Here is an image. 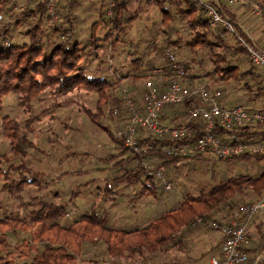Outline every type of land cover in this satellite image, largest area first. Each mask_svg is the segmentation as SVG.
<instances>
[{"label": "trees", "instance_id": "16d2710c", "mask_svg": "<svg viewBox=\"0 0 264 264\" xmlns=\"http://www.w3.org/2000/svg\"><path fill=\"white\" fill-rule=\"evenodd\" d=\"M255 1L260 4L264 14V0ZM130 3L131 0H114L108 8L111 9V16L104 18L100 9L104 0L100 1L99 21L96 19V22L90 24L91 47L103 51L104 45L98 44V41L110 39L109 47L115 49L118 40H122L121 36L127 32L126 21L132 23L138 20L142 10L155 6L160 15L158 23L162 27V44H153L152 51L157 53L163 63L159 67L146 68L143 67V58L140 57L131 61L132 69L128 72L123 73V70L115 69L117 73L114 75L111 71L110 79H92L86 73L87 66L80 65L85 59L86 47L74 32V11L78 7L76 0L53 2L51 12L40 1H33L21 7L22 0H0V105L6 95H17L18 106L26 116L24 122L30 127L39 119L37 114H33L34 101L38 100L44 91H48V95L54 100L77 92L94 94L95 110L82 107L83 117L89 126L100 129L112 139L115 131L109 126L108 117L119 123L117 130L123 126L121 121L128 119L119 95L122 79L131 76L132 80L137 82L142 78L155 79L158 74H168L169 64L164 52L171 48L176 59L185 66L182 80L184 85L191 86L196 81L205 80L203 83L209 92H220L219 102L228 88L233 89L232 86L236 85L245 104L249 106L260 102V111L264 112V85L261 80L264 75L251 63L246 49L240 45L237 38H219L216 35L210 28L209 19L202 6L193 0H143L131 10ZM210 4L249 42L226 5L220 0H212ZM14 5L19 9L12 15ZM8 12L12 15L11 22L2 26L3 17L7 16ZM49 20L57 21L59 25L49 29ZM101 23L107 24L111 31L97 38L93 29ZM177 23L181 24V27ZM16 27L22 29L19 33L23 36L21 41L13 40ZM42 33L43 37L40 35ZM113 34L116 37L112 38ZM230 52L245 56L246 66L241 68L231 64L228 59ZM96 58L99 59V56ZM206 59L209 64L204 67ZM118 74L122 78L117 76ZM129 93L135 104L141 107L143 100L138 98L137 91ZM192 103L193 101H185L163 110L160 114L162 122L169 126L182 125L183 117ZM114 106L118 109L116 114H113ZM202 125V119L194 121L192 136L182 140L138 137L139 146L150 143L154 147L153 151L143 154L149 170L162 171L170 182V177L177 178V169L186 160L196 156H168L162 154L159 149L164 145L193 141L201 135ZM0 127L1 134L7 141L5 151L0 152V191L19 200V206L27 209L23 217L16 218L0 204V264H79L86 243L103 245L106 255L112 261L111 264H114L115 259L136 262L147 256L165 254L169 252L170 246L180 245L182 237L191 233L190 224L193 220L200 218L206 224L207 220L221 210L226 213L230 211L227 208L233 204L244 203L245 197H252L251 203H254L264 195L263 167L255 175L222 178L210 184L208 188L200 189L197 195L187 190L178 208L152 218L146 226L130 230L118 229L109 220V209L99 205V202L85 207L84 212L75 219L66 218L69 208L67 204L60 202L61 197L58 194H54L52 200L39 196L23 200L22 193L27 188L33 187L42 191L49 189V186H46L42 172L32 170L23 161L29 155L27 149H36V146L21 132L19 120L5 115L1 118ZM214 133L222 141H226L230 134H237L247 143L264 144V128L258 124L230 129L216 127ZM111 154L113 155L110 158L100 161L104 167L97 170L110 171L109 191L116 194L119 187L136 189L138 186V195L155 199L156 188H153L152 184L156 179L139 165L140 156L132 153L123 141L118 142ZM18 158L20 163H13V160ZM225 160L264 162V155L244 154ZM171 171H174L172 176L168 174ZM80 191L81 187L78 185L70 192L69 199L72 204ZM61 220L67 223H61ZM256 224L255 235L250 233L248 227L251 242L244 248L248 255L246 264H254L258 258L257 264H264V225L260 222ZM9 236L15 238L14 243L9 244Z\"/></svg>", "mask_w": 264, "mask_h": 264}, {"label": "rangeland", "instance_id": "374dc122", "mask_svg": "<svg viewBox=\"0 0 264 264\" xmlns=\"http://www.w3.org/2000/svg\"><path fill=\"white\" fill-rule=\"evenodd\" d=\"M76 1L78 7L74 11L76 20L74 32L78 39L83 44L85 43L86 48L84 53L88 57L86 58L84 55L85 59L80 65L87 66L86 73L90 78L110 79L112 75H109V73L111 74L112 71L116 75L117 71L115 69L119 71L123 70V73L128 72L132 69L131 61L140 57L143 58V67H159L162 65L163 60L157 56L155 51H152L153 44H162V36L160 33L162 27L158 23L160 15L157 9H155V6L151 8L146 7L142 10L138 15V20L132 23L126 21L125 27H128L127 32L121 36L122 40H118L115 49L109 47L111 40L108 39L107 41H98V44L104 45V50L98 51L95 47H91L90 44V24L92 25L96 22V19L99 21L98 5L101 0ZM142 1L131 0L130 9L133 10ZM113 2L114 0H104V4L100 7L104 18L111 16V9L108 10V8ZM240 8L250 11L246 7ZM250 13L253 16V20L258 22V27L261 30L264 29V24H261L251 11ZM12 15L8 12V15L3 17L4 21H2V26L11 22ZM56 25H59L57 21L49 20V29ZM177 25L181 27V24L177 23ZM21 30V27L14 29L13 40L21 41L23 39V36L19 34ZM107 31H111V29L105 23L97 24L93 29V33L97 38H101ZM44 33L40 34L41 37H43ZM114 37L116 36L113 34L112 38ZM232 52L228 53L230 63L244 68L247 64V58L242 55H235ZM96 56H99L100 62ZM207 64L209 63L206 59L204 61V67ZM119 74L117 76L121 77ZM147 79L142 78L135 82L131 76L123 78L119 86V95L121 96V88H127L131 92L137 91L138 98L143 100L145 93L144 84ZM261 80L262 85H264L263 76ZM201 81L206 82L202 79ZM238 85L241 86L240 84ZM232 88V97L230 98H234L241 92L236 85L232 86ZM95 103L96 96L94 94L77 92L63 99L54 100L48 95V91H44L39 99L34 101L33 114H37L39 119L28 127L24 122L26 116L18 106L17 95L10 93L3 98L0 105V124L1 118L5 115L19 120L21 132L36 146V149H27L29 155L23 161L32 170L42 172L43 180L46 186H49V189L42 191H37L33 187L27 188L22 193L24 201L34 196L52 200L54 194H58L61 197L59 199L60 202L68 204L70 202V192L75 190L76 186L79 185L81 187L80 193L74 199L73 204L71 202L69 203L77 211V214L73 217L74 219L84 212L85 207L99 202V205H103V207L109 209L107 214L112 225L117 226L118 229L130 230L134 227L146 226L152 218L178 208L187 190L197 195L200 189H206L210 184L222 178L239 175H255L264 167V162L218 160L208 154H204L186 160L177 169V178L172 176L174 171L168 172L173 177H170L173 186L171 191L165 192L159 183L154 181L152 187L156 188L155 199L149 196L137 195L139 193L138 186H136V189L133 187H119V192L112 194L108 187L103 188L104 183L99 184L91 181L94 180L98 168L104 167V164L100 163V161L106 160L113 155L109 154L112 139L100 129L89 126L86 118L83 117L82 107L94 111ZM115 108L114 106L112 110ZM108 118L109 120L107 122L109 126L112 130L116 131L119 123L117 124L113 118ZM121 122L124 125V121ZM6 147L7 141L3 138L0 127V152L5 151ZM143 158L146 159L144 156ZM13 163L19 164L20 159H14ZM107 174L110 176V171ZM1 183L2 180L0 178V185ZM49 183L51 184L49 185ZM103 190L105 191L104 194L102 193ZM251 198L247 196L244 198V203L237 202L227 208V210L231 211L241 204H251L253 202ZM0 204L16 218L23 217L27 212L26 208L24 209L19 206V200L8 196L2 191H0ZM137 211H143V213H137ZM60 222L67 223L65 220H61ZM261 225H264V223H261ZM202 227L205 230L203 234L209 236L208 234L212 230L207 225H203ZM255 232V230H252L250 233L254 235ZM192 235H194V232L187 237H182L187 246V251H185V247L177 248L174 245L170 246L169 252L165 254L161 253L151 257L147 256L143 260H137L136 262L122 261V259H115L113 262L114 264H156L160 260H171L177 257L182 259L184 255H188L193 249L197 248V244L193 242ZM217 236L219 237L218 234ZM8 239L9 244L14 243V237L9 236ZM205 251H207L206 248ZM177 252L178 255H176ZM193 258L195 260V257ZM193 258L191 259L192 261H194ZM111 263L112 261L106 255L103 245L93 243L84 244L79 264Z\"/></svg>", "mask_w": 264, "mask_h": 264}, {"label": "built area", "instance_id": "2783aa9c", "mask_svg": "<svg viewBox=\"0 0 264 264\" xmlns=\"http://www.w3.org/2000/svg\"><path fill=\"white\" fill-rule=\"evenodd\" d=\"M11 1L17 2V0ZM33 1H40L51 12L52 3L59 0H50L49 2L46 0H22L21 7ZM193 1L203 7L205 15L209 19L210 28L216 32V35L219 38H237L240 45L246 49L251 63L264 75V49L255 43L248 42L238 34L233 24L228 19L223 18L218 9L210 2ZM223 3L229 8L236 6L249 8L257 16L258 21L264 24L262 8L255 0H223ZM18 9L19 7L14 5L12 13ZM52 16L55 18L53 14ZM164 55L168 60L169 72L168 74H158L155 79L149 78L145 81V93L141 107L135 104L127 88H121V98L128 119L125 120L121 128L115 131L109 154L113 152L119 141H123L132 153L140 156L139 165L148 175L155 177L165 192L172 190L171 182L162 171L149 170L148 163L143 158V154L153 151L154 147L150 143L139 146L137 144L138 137L151 136L158 140H182L192 136L193 122L202 119L203 125L199 137L191 142L161 146L160 152L168 156L182 157L208 154L218 160L240 157L244 154L264 155V144L247 143L242 141L237 134H230L226 141H222L214 133L216 127L230 129L258 124L259 127L264 128V112L250 110L244 106L223 107L219 102L220 92H209L201 81H196L191 86L184 85L182 80L185 74V66L176 59L171 48H167ZM185 101H193V103L184 115L182 125L169 126L164 124L161 120V112ZM113 113H118V109H113ZM140 134L142 135L139 136ZM69 203L67 204L69 211L65 216L66 218L74 217L77 214V211ZM253 220L264 223V195L257 202L239 205L226 213L218 212L207 220L206 224L200 218L193 220L190 224L191 229L207 225L220 238L219 254L211 255L202 264H246L248 255L244 248L251 242L248 227ZM21 237L24 238L22 233Z\"/></svg>", "mask_w": 264, "mask_h": 264}, {"label": "crops", "instance_id": "0c3cea01", "mask_svg": "<svg viewBox=\"0 0 264 264\" xmlns=\"http://www.w3.org/2000/svg\"><path fill=\"white\" fill-rule=\"evenodd\" d=\"M204 1L211 2L212 0H204ZM220 1H221V3H223V0H220ZM229 9L234 14V20H235L237 26L242 31V33L244 35H246L247 39H249V42L255 43L264 49V29L261 30V28L258 27V22H255L253 20V16L250 13V11L247 9H242L240 7H237V6L229 8ZM255 17H257V16H255ZM231 90L232 89L228 88V90L222 95V98L220 101L221 106L230 108V107H234L238 104H241L240 106H245L246 108H248L250 110H260V107L262 105L260 102H254L252 105L250 104L248 106L247 104H245L243 98L240 97L241 94H237L234 98H230V97H232V91ZM247 126H249V125H247ZM251 126H253V125H251ZM249 128H252V130H254L253 127H249ZM141 135L142 134H140L139 136H141ZM97 157H99V156H97ZM108 172H109V170H104V171H98L95 173L94 181L99 183V184L104 183L103 188L108 187V183L110 181L109 180L110 177L107 174ZM98 189H100V188H98ZM104 192L105 191L103 190L102 193L104 194ZM137 195H135V196H137ZM137 213H143V211H137ZM221 213H222V210H221ZM257 222L258 221L253 220V222L249 225L250 232H252V230L256 231V229H257L256 223ZM134 228H137V227H134ZM199 228H201V229H199ZM199 228H195L196 232L193 231L194 229H192L191 233L187 235V236H189L194 232V235H192V239L194 240L193 242L197 244L196 249H193L190 253H188V255H184V258H182V259H180L176 256L177 258H174L171 260H160L156 264H202V263H205L211 255H218L219 250H220V239L217 236L216 232L212 231L208 234L209 236H205L203 234L205 231L203 229V227L201 226ZM176 246H177V248H179V247L184 248L185 247V251H187V249H186L187 246L185 245L183 238H182V243L180 245H176ZM205 248L207 249V251H205ZM176 255H178V252ZM193 257H195V260ZM192 258L194 261L191 260Z\"/></svg>", "mask_w": 264, "mask_h": 264}, {"label": "water", "instance_id": "95a60500", "mask_svg": "<svg viewBox=\"0 0 264 264\" xmlns=\"http://www.w3.org/2000/svg\"><path fill=\"white\" fill-rule=\"evenodd\" d=\"M258 260H259V258L255 260L254 264H257L258 263Z\"/></svg>", "mask_w": 264, "mask_h": 264}]
</instances>
